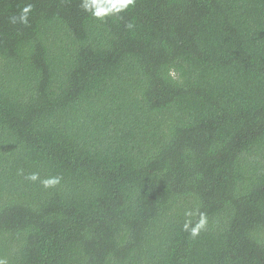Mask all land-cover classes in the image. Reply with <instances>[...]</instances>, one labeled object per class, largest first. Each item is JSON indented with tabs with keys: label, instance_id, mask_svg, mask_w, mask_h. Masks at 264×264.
Instances as JSON below:
<instances>
[{
	"label": "trees",
	"instance_id": "16d2710c",
	"mask_svg": "<svg viewBox=\"0 0 264 264\" xmlns=\"http://www.w3.org/2000/svg\"><path fill=\"white\" fill-rule=\"evenodd\" d=\"M82 3L0 0V258L264 264V0Z\"/></svg>",
	"mask_w": 264,
	"mask_h": 264
},
{
	"label": "clouds",
	"instance_id": "9594fccd",
	"mask_svg": "<svg viewBox=\"0 0 264 264\" xmlns=\"http://www.w3.org/2000/svg\"><path fill=\"white\" fill-rule=\"evenodd\" d=\"M135 0H83L82 7L85 11L90 12L93 16L103 19L111 14L120 13L126 10L130 5H133ZM31 10V5L26 6L22 10L20 20L24 23H27V14ZM15 22V19L13 20ZM132 27L131 24L128 25ZM175 76V73H170ZM39 178L37 173L31 174L28 179L36 181ZM60 182L59 177H52L42 181L45 188L54 187ZM186 215L192 216L191 211L187 212ZM208 223L207 216L204 213H200V219L194 227H190L191 221H187L184 224L185 231H191L193 237L197 236L202 229L206 227ZM0 264H8V261L4 258H0Z\"/></svg>",
	"mask_w": 264,
	"mask_h": 264
}]
</instances>
